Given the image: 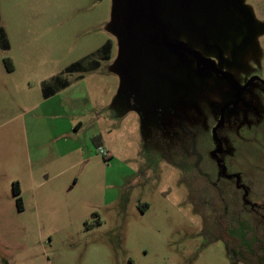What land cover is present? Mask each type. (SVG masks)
Listing matches in <instances>:
<instances>
[{
    "label": "rangeland",
    "instance_id": "obj_1",
    "mask_svg": "<svg viewBox=\"0 0 264 264\" xmlns=\"http://www.w3.org/2000/svg\"><path fill=\"white\" fill-rule=\"evenodd\" d=\"M243 3L254 28L243 77L264 79V0ZM112 20L113 0H0V264H264L261 240L216 226L188 191L186 146L209 148L210 101L165 68L143 70L140 93L127 86ZM57 76L70 86L45 98ZM235 145L236 166L258 182L264 158Z\"/></svg>",
    "mask_w": 264,
    "mask_h": 264
},
{
    "label": "flooded vegetation",
    "instance_id": "obj_2",
    "mask_svg": "<svg viewBox=\"0 0 264 264\" xmlns=\"http://www.w3.org/2000/svg\"><path fill=\"white\" fill-rule=\"evenodd\" d=\"M150 2L144 0L143 18L134 26L136 55L124 50L123 35L117 39L116 60L124 83L140 93L136 77L143 70L162 77L165 68L182 77L189 89L196 84L200 87L202 99L211 103V144L209 148L202 144V150L197 142L186 146L193 148L184 167L190 182L188 191L197 195L201 208L203 203L211 211L216 226L223 229L231 221L238 228L243 225L245 237H257L264 245V208L254 197V193L264 191V169L254 171L258 178L254 182L238 169L234 156L235 144L246 139L249 150H257L264 158V79L258 75L243 77L244 66L240 64L254 36L244 0ZM201 108L198 105L195 110L202 116ZM178 119L186 129L189 119ZM158 124L165 129L164 122L158 120ZM201 162L198 176L193 168H200ZM239 251L242 257L248 256L244 248Z\"/></svg>",
    "mask_w": 264,
    "mask_h": 264
},
{
    "label": "water",
    "instance_id": "obj_3",
    "mask_svg": "<svg viewBox=\"0 0 264 264\" xmlns=\"http://www.w3.org/2000/svg\"><path fill=\"white\" fill-rule=\"evenodd\" d=\"M145 1L151 3L150 0ZM143 3L144 0H113L111 28L119 41L122 35L124 36L126 41L124 50L131 51L134 55H136V51L133 48V40H135L134 26L138 20L143 18ZM121 52L122 49L120 48L118 58Z\"/></svg>",
    "mask_w": 264,
    "mask_h": 264
},
{
    "label": "trees",
    "instance_id": "obj_4",
    "mask_svg": "<svg viewBox=\"0 0 264 264\" xmlns=\"http://www.w3.org/2000/svg\"><path fill=\"white\" fill-rule=\"evenodd\" d=\"M5 42V41H4ZM5 46L7 47V45L5 44ZM102 57L101 59L103 60V62L105 61H110L111 60V54H112V44L111 42H107L101 49L100 51ZM89 58H84L80 61H78L76 64L68 67L66 69L67 73H73V72H80L82 70V68L84 67L85 63L88 62ZM102 63L99 60H91L88 63V67L89 71H95L98 70L101 67ZM9 70L12 71V67H9ZM52 85H50L49 87L45 88L44 90V96L45 98H49L51 96H54L55 94H57L58 92L68 88L70 86V82L61 77V76H57L54 77L53 80L51 81ZM99 140L98 138L96 139ZM97 144V143H96ZM98 147H101L97 144ZM14 192L15 195H19L20 194V189L18 187V185L14 186ZM21 199H18V204L19 206Z\"/></svg>",
    "mask_w": 264,
    "mask_h": 264
},
{
    "label": "crops",
    "instance_id": "obj_5",
    "mask_svg": "<svg viewBox=\"0 0 264 264\" xmlns=\"http://www.w3.org/2000/svg\"><path fill=\"white\" fill-rule=\"evenodd\" d=\"M76 128V131H80L81 130V128H82V124H77V126L75 127ZM97 144L99 145V146H103V144H102V142L101 141H97ZM99 148H102V147H99ZM77 148H75V149H73V150H76ZM65 154H69V151L68 152H66Z\"/></svg>",
    "mask_w": 264,
    "mask_h": 264
},
{
    "label": "built area",
    "instance_id": "obj_6",
    "mask_svg": "<svg viewBox=\"0 0 264 264\" xmlns=\"http://www.w3.org/2000/svg\"><path fill=\"white\" fill-rule=\"evenodd\" d=\"M99 149L102 150V148H99ZM102 153L105 154V153L103 152V150H102Z\"/></svg>",
    "mask_w": 264,
    "mask_h": 264
}]
</instances>
